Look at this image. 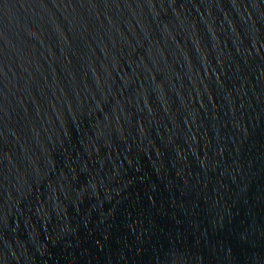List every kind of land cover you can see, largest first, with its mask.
Returning <instances> with one entry per match:
<instances>
[{"label":"water","instance_id":"water-1","mask_svg":"<svg viewBox=\"0 0 264 264\" xmlns=\"http://www.w3.org/2000/svg\"><path fill=\"white\" fill-rule=\"evenodd\" d=\"M0 264H264V0H0Z\"/></svg>","mask_w":264,"mask_h":264}]
</instances>
